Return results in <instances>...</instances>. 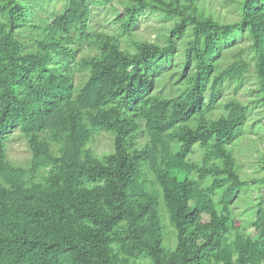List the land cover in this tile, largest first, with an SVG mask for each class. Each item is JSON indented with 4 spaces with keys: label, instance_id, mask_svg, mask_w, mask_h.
<instances>
[{
    "label": "trees",
    "instance_id": "obj_1",
    "mask_svg": "<svg viewBox=\"0 0 264 264\" xmlns=\"http://www.w3.org/2000/svg\"><path fill=\"white\" fill-rule=\"evenodd\" d=\"M61 1L0 0V264H264V193L253 221L233 213L264 190V156L260 179L238 173L251 109L233 96L252 73L264 105V0L229 23L200 0ZM142 13L169 24L162 44L133 40ZM15 130L26 167L6 158Z\"/></svg>",
    "mask_w": 264,
    "mask_h": 264
},
{
    "label": "rangeland",
    "instance_id": "obj_2",
    "mask_svg": "<svg viewBox=\"0 0 264 264\" xmlns=\"http://www.w3.org/2000/svg\"><path fill=\"white\" fill-rule=\"evenodd\" d=\"M235 0H200L199 6L202 7L206 13H210L219 22L229 23L234 18L232 3ZM61 0H52L49 4L50 9H61ZM112 15L110 12H106L104 9H96L92 12L91 23L99 31L108 32L114 28L111 23ZM168 23L163 21L155 14L142 13L139 17L138 25L133 31V40L148 41L162 44L161 37L166 33ZM246 40H236L233 45L228 46L219 58L218 63L225 65L233 61L232 56L245 48ZM178 59L173 61V64ZM255 77L252 73L247 76V79L242 83L241 89L234 95L232 93L231 85H227L222 88V100L228 96H237L242 103L248 104L251 111L244 124V133L236 142L234 147V154L237 160L239 168V175L241 178L250 181V179H260L262 173L260 171L262 166V158L264 156V105H257L254 102L258 98L255 94ZM163 94L166 93V89H161ZM253 92V93H251ZM221 101V99L219 100ZM217 111V110H216ZM250 140L255 141V143ZM6 158L15 166L26 167L29 160V153L24 140L20 137L19 132L15 130L11 133L4 144ZM109 147V140L105 137H101L97 143V151H106ZM176 176V174L174 175ZM182 176V175H181ZM253 188L248 192L240 194L239 198L235 201L233 213L236 216L237 221L249 222L253 221V216L250 212H256V208L252 206L257 202V196L264 193L263 189H258V183H252ZM203 221H207V217L203 216ZM253 233L252 228L247 227L245 234L251 236Z\"/></svg>",
    "mask_w": 264,
    "mask_h": 264
}]
</instances>
